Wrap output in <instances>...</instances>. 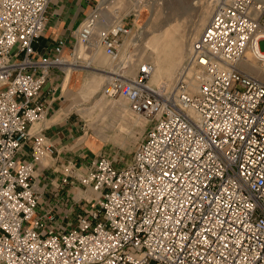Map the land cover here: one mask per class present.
<instances>
[{
    "label": "built area",
    "instance_id": "1",
    "mask_svg": "<svg viewBox=\"0 0 264 264\" xmlns=\"http://www.w3.org/2000/svg\"><path fill=\"white\" fill-rule=\"evenodd\" d=\"M49 1L0 0V264H264V80L238 66L253 39L264 54V0L217 5L171 85L150 83L148 60L108 75L102 93L147 128L128 161L66 167L83 191L71 223L37 212L34 183L54 146L29 125L45 115L50 70L72 62L62 39L34 47ZM94 9L74 43L94 35L117 57L128 27L95 35ZM26 141L30 158L18 159Z\"/></svg>",
    "mask_w": 264,
    "mask_h": 264
},
{
    "label": "rangeland",
    "instance_id": "2",
    "mask_svg": "<svg viewBox=\"0 0 264 264\" xmlns=\"http://www.w3.org/2000/svg\"><path fill=\"white\" fill-rule=\"evenodd\" d=\"M221 1H94V7H96L97 12L101 13L97 28L101 26L99 28L102 29L111 21H121L125 22L128 32L122 36L121 47L117 57L112 56L110 58L105 55L102 46L97 45L96 37H92V44L86 47V49L84 46L78 45L79 42L74 43L73 41L72 44H75L74 49L72 50L70 47L64 53L66 59L72 62L68 64L69 78L67 86L70 93L62 91L64 101L61 103V107H63L62 111L69 112L71 118L75 119L77 123L82 124L81 136L76 141L81 142L87 159H92L98 154H103L112 158L117 164L128 161L147 128L146 120L141 118L144 116L141 113L133 114L125 98L121 96L107 97L102 93L101 87L107 79L105 78L106 74L109 75L114 71L111 70L112 67L108 65V62L113 60V67H115L118 62L123 61L124 67H122V73L124 75H133L137 64L143 60L150 61L153 66L157 60H171L175 63L171 83L173 84L184 67L185 59L193 49L194 40H196L201 29L208 21L202 23L203 17H210L216 6L221 4ZM102 19H105V21L103 22ZM57 39H62L66 43V39L62 37H57L55 40ZM79 48L83 50L81 55H77ZM94 53H98L100 56L104 55L107 58L98 60L93 56ZM245 58H251L246 59V61L264 70L263 60L253 59V56L249 52L246 53ZM129 61L132 62L131 69L127 71L126 66ZM239 68L252 76L264 80V78L248 72L240 63ZM64 73L65 67L62 68L61 74L64 75ZM62 75L61 80L63 82L64 77ZM94 75L100 79V84L92 94L89 93L86 82ZM152 81L151 77L150 83L152 84H167L168 75L163 73L157 83H153ZM60 87H63L61 83ZM101 97H103V102L108 103L107 106H110V103L120 104L121 106L125 104L128 112H126L123 118L121 116L108 117L107 115V118L101 121L103 118L101 115L102 109L96 105ZM135 114H140V116ZM135 118H138L139 121L135 122ZM104 136L106 138L98 139V137ZM86 138H96L98 140L96 144H89ZM88 164L89 162L86 163V165ZM76 188L80 189L79 186Z\"/></svg>",
    "mask_w": 264,
    "mask_h": 264
},
{
    "label": "crops",
    "instance_id": "3",
    "mask_svg": "<svg viewBox=\"0 0 264 264\" xmlns=\"http://www.w3.org/2000/svg\"><path fill=\"white\" fill-rule=\"evenodd\" d=\"M94 1L50 0L46 9L44 29L34 43L36 50L46 52L53 45L57 37H62L66 39L64 53L68 51L75 39L76 28L93 9L95 5ZM100 14L98 12V21ZM99 27L96 29L95 35L101 30ZM82 53L83 50L79 48L77 55H81ZM93 56L98 60L107 58L104 55H98V53H94ZM113 63L114 61L110 60L108 65L114 68ZM68 66H65L64 75L61 74L62 68L56 67L50 70L49 78L42 86L39 94L40 100L44 101L46 105L45 115L42 119L29 125L30 133L41 131L54 146V151L46 154L35 165L34 183L40 194L37 212L50 210L59 221L64 223L73 222L76 213L81 210V196L83 193V191L76 188L79 185H77L75 178L68 176L66 167L74 162L86 164L91 159L86 158V153H84L81 142L76 141L81 136L82 124L77 123L75 119L71 118L69 112L62 111L63 107H61V103L64 101L62 91L70 93L67 86L69 78ZM61 75L64 77L63 82ZM95 76H91L86 82L89 93L92 94L100 84V79ZM60 83L63 87L59 88ZM102 98L96 103L102 109L101 115L103 118L101 121L106 119L107 115L108 117L121 116L123 118L126 112H128L125 104L121 106L120 104L110 103V106H107L108 103L103 102ZM136 121H139L138 118H135ZM96 138H86L87 143L96 144L99 138L103 139L106 136ZM29 158L30 144L26 141L18 153V159Z\"/></svg>",
    "mask_w": 264,
    "mask_h": 264
},
{
    "label": "bare ground",
    "instance_id": "4",
    "mask_svg": "<svg viewBox=\"0 0 264 264\" xmlns=\"http://www.w3.org/2000/svg\"><path fill=\"white\" fill-rule=\"evenodd\" d=\"M223 1L224 0H222L221 1V3H223ZM94 13L96 14V17H95V23H94V25H93V29H94V32L96 31V29H97V26L99 25L98 24V12H97V9H96V7H95V9H94ZM208 18H209V16H204L203 17V19H202V23H205L207 20H208ZM102 21L104 22L105 21V19L103 20L102 19ZM107 25H108V23H107ZM107 27V26H106ZM105 28V27H104ZM95 34V33H94ZM163 35H165V34H163ZM92 37H96V36H92ZM78 45H82V46H84V48L86 49V46L84 45V43H80L79 42V44ZM77 45V46H78ZM97 45H99L100 47H101V45H100V43H99V41L97 40ZM74 49V48H73ZM247 52H249L252 56H253V59H256V60H263L264 61V54L260 51V47H259V43L256 41V39H253L252 41H251V43H250V45L246 48V51H245V53H244V56H243V58L238 62V66H239V63H240V65L244 68V69H246L248 72H250V73H252V74H254V75H257V76H260V77H262V78H264V70L263 69H259V68H257V67H255L253 64H251V63H249L248 61H246V59H251V58H245L246 57V53ZM103 53L105 54V55H107V56H110V55H108V54H106L105 52H104V50H103ZM162 54H164V53H162ZM165 55V54H164ZM110 57H112V56H110ZM131 64H132V62L131 61H129L128 63H127V66H126V69H127V71H130V69H131ZM153 65V64H152ZM122 67H124L123 66V61H120V62H118L116 65H115V69L114 68H112L111 70H114V71H118L120 68V71L122 72ZM174 68H175V63L174 62H172L171 60H167V61H163V59L162 60H157L156 62H155V64H154V66H153V69H152V73H151V76H150V79H151V77H152V79H153V83L155 82V83H157L158 82V80H159V78L163 75V73H165V74H167L168 75V85H171V83H172V74H173V72H174ZM136 71V70H135ZM135 73V72H134ZM108 77V74H106V77L105 78H107ZM150 79H149V81H150ZM161 83V82H160ZM130 110V109H129ZM131 111V110H130ZM132 112V111H131ZM133 114L135 113V112H132ZM135 115H139L140 116V114H135ZM141 118H143V119H145L144 117H141ZM76 192V191H75ZM80 195V194H79Z\"/></svg>",
    "mask_w": 264,
    "mask_h": 264
}]
</instances>
